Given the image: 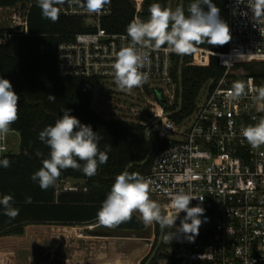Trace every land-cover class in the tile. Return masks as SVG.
<instances>
[{
    "label": "built area",
    "instance_id": "1",
    "mask_svg": "<svg viewBox=\"0 0 264 264\" xmlns=\"http://www.w3.org/2000/svg\"><path fill=\"white\" fill-rule=\"evenodd\" d=\"M141 3L135 0L136 13ZM227 4L232 38L226 49L213 51L194 46L192 52L194 64L204 65L208 56H214L222 67L218 78L208 79L201 87L194 109L180 120L166 114L170 112L167 106L175 99L173 71L177 55L161 50L151 53V62L144 69L149 80L137 88L150 97L146 119L122 120L145 124L146 138L155 133L164 143L142 176L151 180L150 195L165 214L174 213L169 207L171 195L180 189L204 196L201 206L205 213L200 217L204 222L199 234L193 241L182 232H177L171 241L163 237L164 247L156 264H264V146L252 149L241 136L242 127L255 124L264 115L259 111L264 102L255 99V88L264 85V75L256 76L242 65L257 67L264 62V20L258 23L253 19L247 0H227ZM28 8V4L0 6V44L14 35L28 33ZM111 11L112 0L100 15L62 6L60 15L80 17L87 30L57 45L55 65L59 76L115 83L112 64L126 33L101 26V20ZM134 18H138L137 14ZM234 81L248 84V95L230 102L228 92ZM12 134L18 133L12 129L0 139V158L11 152ZM197 204L198 198L189 206ZM185 215L179 214L177 227ZM174 230L167 229V234Z\"/></svg>",
    "mask_w": 264,
    "mask_h": 264
},
{
    "label": "trees",
    "instance_id": "2",
    "mask_svg": "<svg viewBox=\"0 0 264 264\" xmlns=\"http://www.w3.org/2000/svg\"><path fill=\"white\" fill-rule=\"evenodd\" d=\"M190 2L183 0L186 14ZM153 3L167 7L168 0H142L141 9L137 13L133 0H112L111 14L101 20V26L111 32L126 33V27L135 14L141 20L148 19V9ZM212 3L219 8L220 19L228 23L227 0H212ZM18 4L29 5L28 33L14 35L6 43L0 44V77L8 79L19 96V119L11 126L18 133L19 150L17 153L8 152L0 158L11 161L8 168L0 166V197L12 195L13 206L19 209V214L9 218L3 214V206L0 205V236L20 235L28 224H96V213L111 190L115 177L129 163L143 160L148 153L146 125L139 121L125 122L106 117L97 112L92 107L93 94L99 85L96 79L57 74L55 60L59 42L87 30L80 17L60 15L59 20L53 23L42 17L36 0H0V6ZM196 46L223 51L227 44L203 43ZM244 65L250 73L264 75V62L258 63L257 67L249 63ZM221 73L222 67L214 56H208L204 65H196L192 62V53L182 57L177 55L173 71L175 99L173 104L167 106L168 111L172 112L177 107L180 83L183 93L181 109L171 114V117L180 120L188 115L195 107L203 84L210 78H218ZM49 94L56 97L55 102L48 99ZM62 107L71 109V115L98 132L102 137L99 142L101 151L106 146H111V151L107 153V163L99 166L95 176L88 177L71 168L62 170L55 186L45 191L30 177L42 167L41 161L48 158L50 152V148L39 140V133L63 116ZM149 139L152 152L148 161L143 165L131 166L127 171L141 175L148 171L153 154L164 145L155 133H150ZM68 180H80L81 183L66 187ZM29 196L32 203H25V198ZM155 225L158 234L159 225ZM166 234L167 229L164 230V237ZM159 255L157 252L149 264H156Z\"/></svg>",
    "mask_w": 264,
    "mask_h": 264
},
{
    "label": "clouds",
    "instance_id": "3",
    "mask_svg": "<svg viewBox=\"0 0 264 264\" xmlns=\"http://www.w3.org/2000/svg\"><path fill=\"white\" fill-rule=\"evenodd\" d=\"M110 3L111 0H36L42 17L53 23L59 20L64 5L79 7L87 14L100 15ZM237 3H245V0H237ZM247 6L252 10L254 20L258 23L264 20V0H247ZM148 11L147 20L133 18L129 22L126 35L121 37L122 43L115 54L112 75L122 92L130 93L148 82L149 73L144 69L151 62L152 52L163 50L169 54L189 55L196 45H224L232 38L228 24L220 19V10L212 0H191L187 14L183 6L172 9L162 7L159 3L151 4ZM248 87L243 81H234L228 92L229 101H238L247 96ZM255 94L257 102H264V85L257 86ZM48 99L56 101V97L50 94ZM18 101L19 96L11 82L0 77V139L7 137L12 131L11 126L19 119ZM61 111L63 116L39 133V140L50 148V152L48 158L41 161L42 167L30 177L45 191L55 186L62 170L71 168L88 177L95 176L99 166L107 163V153L111 151V146H106L104 151L100 150L102 137L93 131L91 125L82 124L70 114L71 109L62 107ZM259 111L264 112V106ZM241 136L252 149L264 146V115L255 124L242 127ZM0 166L8 168L11 161L8 158L0 159ZM151 185V180L140 173L122 171L115 177L111 190L96 213L98 223L114 229L130 221L133 214L139 213L137 218L144 226L156 223L161 230L175 229L166 235V239L171 241L177 232H182L189 241H193L204 222L200 219L205 213L201 206L204 196L197 197L190 191L180 189L171 195L169 207L174 213L165 214L162 206L151 198ZM197 198L200 204L190 207V202ZM25 203H32V198L26 197ZM13 204L12 195L0 197L3 214L9 218L19 214V209ZM181 212L186 215L177 227L176 220Z\"/></svg>",
    "mask_w": 264,
    "mask_h": 264
},
{
    "label": "rangeland",
    "instance_id": "4",
    "mask_svg": "<svg viewBox=\"0 0 264 264\" xmlns=\"http://www.w3.org/2000/svg\"><path fill=\"white\" fill-rule=\"evenodd\" d=\"M178 6L180 0H168L167 7ZM148 99L137 88L129 93L122 92L115 83H100L93 94L92 107L106 117L141 120L146 119ZM9 139L11 152L17 153L18 134L10 135ZM74 183L81 181L68 180L65 186ZM158 234L155 223L143 232L113 231L99 223L28 224L20 235L0 236V264H144ZM163 247L164 244L158 253Z\"/></svg>",
    "mask_w": 264,
    "mask_h": 264
},
{
    "label": "water",
    "instance_id": "5",
    "mask_svg": "<svg viewBox=\"0 0 264 264\" xmlns=\"http://www.w3.org/2000/svg\"><path fill=\"white\" fill-rule=\"evenodd\" d=\"M180 6H183V0H180ZM179 79H180V77H179ZM182 93H183V88H182V85L180 83L179 87H178V103H177V107L172 112H166L167 115H171L173 113H177V112L180 111L181 103H182ZM158 99H159L160 102L163 103V99H161L159 95H158ZM147 141H148L149 149H148V153L146 154L145 158L143 160H141V161H138V162L129 163L125 167L124 171L127 170L131 166L143 165V164H145L148 161V159L150 157V154L152 152V142H151V140L149 138H147ZM137 216H139V213L133 214V217H132V219L130 221L122 223L117 228L109 229V228L105 227V229H109V230H113V231H124V232H143V231H146L148 226H144L142 224V222H140L138 220ZM163 237H164V230H161V228L159 226V234H158V239H157L156 245L153 248V250L151 251L150 255L145 260L144 264H149L151 262V260L155 257V255L157 254V252L159 251V249L161 247V244H162V241H163Z\"/></svg>",
    "mask_w": 264,
    "mask_h": 264
}]
</instances>
